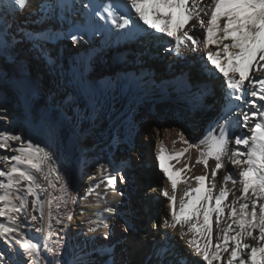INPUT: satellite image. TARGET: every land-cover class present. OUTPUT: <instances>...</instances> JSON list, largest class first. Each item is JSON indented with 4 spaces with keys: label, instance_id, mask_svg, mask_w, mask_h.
Segmentation results:
<instances>
[{
    "label": "snow or ice",
    "instance_id": "6c2138e0",
    "mask_svg": "<svg viewBox=\"0 0 264 264\" xmlns=\"http://www.w3.org/2000/svg\"><path fill=\"white\" fill-rule=\"evenodd\" d=\"M30 3L31 0H0V57L13 60L19 68L15 49L17 45L28 42L31 50L37 52L49 66L56 84L50 93H43L39 89L29 90L30 96L39 92L41 101L39 110L36 111L29 103L27 116L35 127L53 137L58 130H67L73 136L77 135L82 131V122L92 120L109 102L112 84L116 82L101 87L89 78L92 57L97 47L102 51L113 42L108 39L109 35L118 42L123 36L131 38L133 29L143 25L172 38L171 47L166 46L165 52H174L177 58L185 48L192 53H204L198 59L206 66L210 64V70H218L222 74L227 89L224 95L228 103L236 102V110L229 109L224 124H220L219 120L215 123V127L219 128V137L214 138L211 149L204 158L197 160V163H202L208 169V158L212 157L215 165L210 170V176L206 173L185 179V183H188V179H194L197 186H189L184 191L178 208L177 180L164 167V149L161 148L158 155L160 168L171 183L172 194H169L167 188H162L161 194L167 198L170 212L154 228L158 232L164 230V235L167 236V230H176L179 227L181 239L186 238L187 246L206 264H264V103L257 106L258 102H264V78H253L250 75V71H264V64L259 63L264 61V0H210L206 4L203 0H79L78 3L76 0H39L34 19L29 21L26 16L21 21L20 15ZM149 13L153 19L149 18ZM159 20L165 21L162 27L156 23ZM37 22L53 23L47 29L38 30L31 27ZM186 27L193 30L191 34ZM197 28L204 30L202 38L196 36L194 30ZM97 36L102 38L99 44L95 40ZM60 41H66L72 48H78L85 43L91 47L87 50L88 55L73 60L69 65H62L60 57L53 56L46 47L48 43ZM191 58L197 59L195 56ZM60 80L71 84L72 88L60 93ZM138 85L139 81L135 77L127 79L129 88ZM249 96L255 99H246ZM237 116V123L242 121L243 127L254 123V129L251 137L243 134L235 136V145L247 147L251 140L253 146L248 147L246 152L236 148L228 155L231 125ZM257 117L259 120L255 119ZM123 140L124 134L114 131L109 149L117 150ZM14 141L26 143L27 147H14ZM180 141L187 147L171 157L177 163L189 148L196 146L185 139L183 133L180 134ZM47 148V144L41 146L40 142L31 137H22L20 133L7 127L0 128V149L4 150V153H0V160L26 164L39 172L42 170L41 164L34 161H50ZM9 151L18 152L20 155L8 156L6 153ZM224 156H228L229 161L240 171L238 177L232 172L224 174L223 183L216 191L217 174L225 168L222 159ZM107 163L112 170L109 171V167L101 165L107 174L99 184L90 186L85 196H90L101 184L104 185L106 193L109 188L115 190L118 183L130 182L125 168L117 169L112 160ZM185 169L191 171V166L185 164L179 171L184 172ZM62 170L63 165L55 169L60 179ZM4 177H7V183L0 180V189H5V193L0 194V204L3 205L0 218L7 216L9 223L0 220V245H3L0 248V264H38L40 241H32L23 232L27 220L38 222L44 216L43 204L37 205L40 197L32 187L36 176L17 163H10V167L0 168V178ZM22 182H28L26 194H21L22 188L17 187L16 193L10 195L7 190L22 185ZM228 182H231L232 189L227 187ZM60 187L65 189L64 184ZM230 195L233 199L229 202ZM26 196H36L31 202V212H38L39 216L29 215ZM13 200H18L19 203L14 204ZM189 209L191 215H186ZM213 214L215 243L214 228L209 223ZM81 215H84L83 209ZM68 219L71 220L72 217L69 216ZM107 220L108 216L103 213L94 214V219L88 221L91 225L88 231L99 232ZM56 223L62 225L63 219H57ZM124 224L131 232L132 224L127 220ZM51 227L49 222L48 228ZM36 231L40 232L41 229L37 228ZM55 235L58 243L62 237L59 232ZM110 235L111 226L107 232L101 233L103 240H109ZM96 238L89 236L86 239L93 241ZM43 247L53 256L58 254L56 246L48 247L44 244ZM80 253L88 259H80L78 264H116L113 252L107 248H92L89 253L88 249L81 247ZM153 256L154 264H179L182 258L174 257L172 250L164 245H160L153 252Z\"/></svg>",
    "mask_w": 264,
    "mask_h": 264
},
{
    "label": "bare ground",
    "instance_id": "6f19581e",
    "mask_svg": "<svg viewBox=\"0 0 264 264\" xmlns=\"http://www.w3.org/2000/svg\"><path fill=\"white\" fill-rule=\"evenodd\" d=\"M38 2L39 0H31L29 6L23 10L20 16H34ZM76 2L78 3L79 0H76ZM209 2L210 0H203L205 4ZM149 18L153 19L151 13H149ZM206 19L207 17H205ZM156 23L162 27L165 21L159 20ZM51 25L50 22L45 24L37 22L31 27L42 30L47 29ZM186 30L190 34L193 31L188 27H186ZM194 31L197 37L202 38L203 29L197 28ZM97 37L102 39L100 36ZM108 39L113 41L111 46L104 47L102 51L98 46L96 53L93 54L89 78L101 87L112 84L113 81L116 83L112 84L110 99L104 109L97 113L92 120L82 122L80 126L82 131L75 136L67 130L63 132L58 130L56 136L53 137L30 122L27 116L29 103H31L34 111L39 110L41 95L37 92L30 96L29 90L39 89V86L28 77L21 82L19 74L0 57V117H2L0 119V128L7 127L9 130L20 133L22 137H31L34 141L40 142L41 146L47 144L48 148L46 150L51 156L50 161L40 159L34 161L41 164L42 170L39 172L26 164L0 160V168H8L10 163H17L18 166L33 172L36 176L32 187L34 192L40 197L37 200V205L43 204L44 216L38 222L27 220V226L23 227V232L27 233V236L32 241H40L41 247L37 257L38 264H78L80 259L87 261L88 257L82 256L80 253L81 247L88 249L89 253H91L92 248H107L111 250L112 247H119V239L114 238L113 235L123 234L121 231L123 229V232L131 234L127 242L126 251L120 254V261L117 264H124V260L127 261L126 263L131 262L138 251H141L145 242H148L151 248L158 246L160 244L159 240L154 239V234H151L148 229L145 230V233H142V237L136 235L135 238L133 236L135 234L133 227L135 226L130 222L127 210L130 207V212L135 215V217H132L133 221L141 225L149 217V207L152 208L156 215L160 212L161 216H157L158 221L163 220L166 214L170 212V206L167 198L161 194V190L162 188H167L169 194H172L171 183L166 175L164 181L161 182L153 178L154 172L151 167L147 166L148 164L139 168L136 176L137 180L147 186L145 191H154L151 204L145 199L141 200L142 202L138 203V205L134 203L130 204L132 207L129 206L122 196L124 190V184L122 183H118L115 190L109 188L106 193L104 192L103 184L95 189L90 196H85V192L90 186L99 184L107 174L103 171L101 165L109 167L107 163L109 160H116L117 164L114 163V166L117 169L125 168L128 174L132 167L129 170L127 165L132 163V166L135 167V163L131 161L133 154H137L134 152L135 147L143 144L148 152L147 161L151 162V153L154 152L159 168L158 155L161 148L164 149V167L168 168L173 178L177 180L176 196L178 208L184 191L189 186L192 188L197 186L194 179H188V183H185V179L196 175H205L206 173L210 176V170L215 165V160L212 157L208 158V169H205L202 163H197V160L203 159L204 155L211 149L214 138L219 137V128L215 127V123L219 120L220 124H224L229 109L236 110L234 107L236 102L228 103L224 95L227 89L224 85L222 74L218 70H210L212 68L210 64L206 66L202 60L198 59L204 53H192L185 48L182 55L177 58L174 52H165L166 46L171 47L170 40L172 38H168L164 34L143 25L140 28L133 29L131 38L123 36L118 42H115V38L109 35ZM55 45L58 46L57 52L59 53L56 55L60 57L62 65H69L73 60L88 55L87 50L91 47L87 43L82 44L75 48L78 53H75L76 50H71V46L66 41L48 43L46 47L51 52ZM17 49L19 51L17 60L19 64L21 63L20 61H23V67L29 62L30 51L38 54L31 50V45L28 42L17 45ZM193 56L197 57V59H192L191 57ZM185 57L188 58L185 59ZM257 60L259 61V56H257ZM259 63L264 64V61H259ZM14 65L16 66L15 63ZM157 67L162 70L158 75L155 74L151 77L150 74L144 73L145 70L154 71ZM190 71L196 73L192 81L187 77ZM35 72L37 78L43 81L45 77L43 70ZM250 75L253 78H264V71H250ZM50 76L52 80L45 82L47 93H50V90L56 84L54 74L51 71ZM130 77H135L139 81L138 87L129 88L127 86V79ZM71 88V84L66 83L64 80L59 81L58 91L60 93H64ZM246 99L255 98L249 96ZM259 103L264 102H258L257 106H259ZM158 104H162V108L158 112L155 110L152 112ZM179 107L183 109L180 114ZM150 117L154 125L152 133L148 127ZM177 117H180V119H177ZM238 119V116L235 117L231 125V135H229V143L227 145L229 149L228 155L236 148L246 152L248 147L253 146L251 140H249V146L247 147L235 145V136L243 134L251 137L254 129V123L243 127L242 121L240 123L236 122ZM255 119L259 120V117ZM210 128L213 130L210 131ZM187 130L190 131V134ZM114 131H121L124 134V140L117 150H110L108 145L111 142V136ZM181 133H183L185 139L196 146L189 148L184 153V156L179 158L180 162L177 163L171 157L178 152H183L187 147L180 141ZM143 134L147 137L143 138ZM149 136L156 139L154 146L152 145L154 142L152 143V138ZM12 143L14 147H27L26 143L22 144L19 141ZM173 145L177 146V152H174V154L168 151V148ZM0 153H4V150L0 149ZM6 154L8 156L20 155L18 152L11 151ZM40 155L43 156V153ZM222 159L225 168L217 174L215 180L217 184L216 191L219 190L223 183L222 177L224 174L232 172L238 177L240 171L239 168L229 161L228 156H224ZM185 164L191 166V171L185 169L184 172H180L179 169L183 168ZM61 165H63L62 179L57 177L55 171ZM111 170V167H109V171ZM0 180L7 183V177L0 178ZM27 184L28 182H22V185L14 186L7 191L11 195L16 193L17 187H21V194H26ZM61 184L65 185L64 190L61 189ZM51 185H55V187ZM227 187L232 189L231 182H228ZM233 190L235 191V189ZM4 193L5 189H0V194ZM237 194L239 193L237 192ZM131 196L138 198L135 192ZM26 199L29 204V215L36 214L39 216L38 212H31V202L36 199V196H26ZM185 199L187 198L185 197ZM232 199L233 197L230 195L228 198L229 202ZM12 202L14 204L19 203L18 200H13ZM2 207L3 205L0 204V209H3ZM81 209L84 210V215H81ZM96 213H103V215L108 216V220L101 226L99 232L92 233L88 231L91 226L88 221L94 219V214ZM186 215H191L190 209L187 210ZM69 216L72 217L71 220L68 219ZM57 219H63V224L56 223ZM0 220H3L6 224L9 223L7 216L0 218ZM125 220L132 224L131 232L126 229ZM214 220L213 214L209 219V223L214 228L213 243H215L216 235ZM49 222L52 224L51 229L48 228ZM109 226H111L110 238L109 240H103L101 233L107 232ZM37 228H40L41 231L37 232ZM57 232L62 237L58 243V237L55 235ZM159 232H161L162 238L164 237L162 245L171 249L174 257H182L179 263L206 264L202 258L196 256L192 249L187 246L186 238L181 239L179 227L176 230H167V236L164 235V230ZM89 236L97 238L93 241H87L86 238ZM42 237L45 239H41ZM105 241H109L110 245L107 246L104 243ZM249 242L252 243L251 241ZM44 244H47L48 247L56 246L58 254L53 256L52 253L44 249ZM2 247L3 245H0V248ZM177 251L180 256L175 254ZM14 259L18 258L14 257ZM144 260L143 258L142 261ZM139 264L146 263L140 262ZM214 264H221V262H214Z\"/></svg>",
    "mask_w": 264,
    "mask_h": 264
},
{
    "label": "rangeland",
    "instance_id": "374dc122",
    "mask_svg": "<svg viewBox=\"0 0 264 264\" xmlns=\"http://www.w3.org/2000/svg\"><path fill=\"white\" fill-rule=\"evenodd\" d=\"M24 18L25 17L20 16V19L22 21L24 20ZM32 19H34V16H32V15L28 16V20L29 21L32 20ZM50 23L52 24L53 22H50ZM95 40H96V42L98 44L101 41V39H99L98 37H95ZM57 49H58L57 45H55L52 48L51 54L53 56L56 55L57 53H59V52H57ZM15 50H16V53L19 52L18 49H15ZM71 50L75 51L76 49L71 47ZM75 53H78V50H76ZM16 57L18 58V54L16 55ZM28 57H29L28 58L29 62H27V64L24 65V67H23V64H22L23 61H20L21 62L20 63L21 67H23V69L25 70V71L23 70V72L26 73L29 77H31L32 81L37 83V85L39 86V89H41V91L43 93H47V88H46L45 82L49 81V80H52V78L50 76V71L51 70H50L49 66L45 63L44 59L41 58L39 54L31 53V51H30ZM2 59H4V57H2ZM39 63H40V65H39ZM42 63H44L43 66H42ZM12 68L14 69L13 66H12ZM156 69L154 71L145 70L146 72L144 71V73H146L147 75L150 74V76L152 77L153 75H155V74L158 75V74H160L162 72V70L160 68L157 67ZM38 70H43V72H44L45 77H44L43 81L39 80L37 78L36 74H35L36 73L35 71H38ZM15 71L19 74V79H20V74L21 73H19L18 70H15ZM188 74H189V76H187V77H189V80H191V81L194 80V77L196 76V73L193 72V71H190ZM162 106H163L162 104H158L157 106H155L156 109H153L152 112H154V110L158 112L160 110V108H162ZM179 110H180L179 114L183 112L182 107H179ZM177 119H180V117H177ZM148 127H149V129H151V133H152V130L154 129L153 128L154 125L152 123V118L151 117H150V120H149V126ZM187 132H189V134H190L189 130H187ZM144 134H145V132H144ZM144 134H143V138H146L147 136L144 135ZM149 137H151V136H149ZM151 138H152V143L154 142L152 145L154 146L155 142H156V139L154 137H151ZM174 146L175 145H173L172 147L168 148L169 149L168 151H170V153H172V154H174V152H177L176 151L177 146H175V147ZM134 152H136L137 154H133V158H131V161L135 163V167L132 166V163L127 165V167H129V170H130V167H132L131 170L128 171V176L130 177V182L128 184H124L123 185V189L124 190H123V194H122L123 199L131 207H132V205H130V204H134L135 203L136 205H138V203L142 202L141 200H145V199L151 204L152 203L151 199L154 196V191L153 190L145 191L147 189V186L144 183H140V181H138L137 178H136L137 172H139V168L141 166H145L146 164H148L147 166L149 168L151 167L152 171L154 172L153 173V178L156 179V180H160L161 182H163L164 178H166L164 172L158 166L157 158H156V155L154 154V152L151 153V157H150L151 158V162L147 161L148 160V152H147V149H146L145 145H143V144L136 145ZM113 161H114V163L117 164L116 160H113ZM134 192H135V195L138 196V198L131 196L132 193H134ZM141 196H143L144 198L141 197ZM157 196H159V194H157ZM132 201H133V203H132ZM128 210H127V216L129 217L130 222L133 223V225L135 226V227H133V231L135 233L133 236L135 238H136V235H139L140 237H142V233H145V230L148 229V231L151 232V234H154V239L159 240L158 237H159V235L162 236V234H161V232L156 231L154 226L158 222L157 216H159V217L161 216L160 212L157 213V215H156V213H154V211H152V208L149 207V211H148L149 217L147 218V221H145L144 224L141 225V224H138L135 221H133L132 217L133 216L135 217V215L133 214V212H130L131 211L130 207H129ZM151 214H153V215H151ZM123 230H121L123 234H121V235H118V234L117 235H113L114 238H118L119 239L118 240V246L119 247H112L111 248V251L114 254V260H115L116 264L120 261V256H121L120 254L124 253V251H126L127 242L129 240V237H130V234H131V233H125V232H123ZM104 243L107 246L110 245L109 241H105ZM104 243H103V245H104ZM149 247H150V245H148V242H145V244L143 245L141 251H138L139 254L137 253L135 258H133L131 262L126 263L127 261L124 260L125 261L124 264H139L140 262H145L146 264H151L154 260L151 259L152 255L149 254V251H148ZM129 254H130V252H129ZM175 254L177 256H180V253L178 251ZM150 255H151V257H150ZM143 258L145 259L144 261H142ZM179 264H181V263H179ZM183 264H188V263H183ZM196 264H201V263H196Z\"/></svg>",
    "mask_w": 264,
    "mask_h": 264
},
{
    "label": "water",
    "instance_id": "95a60500",
    "mask_svg": "<svg viewBox=\"0 0 264 264\" xmlns=\"http://www.w3.org/2000/svg\"><path fill=\"white\" fill-rule=\"evenodd\" d=\"M30 79V78H29Z\"/></svg>",
    "mask_w": 264,
    "mask_h": 264
}]
</instances>
